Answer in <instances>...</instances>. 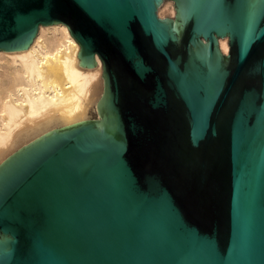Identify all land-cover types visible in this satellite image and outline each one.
<instances>
[{
	"label": "water",
	"instance_id": "1",
	"mask_svg": "<svg viewBox=\"0 0 264 264\" xmlns=\"http://www.w3.org/2000/svg\"><path fill=\"white\" fill-rule=\"evenodd\" d=\"M55 23L103 91L0 163V264H264V0H0V51Z\"/></svg>",
	"mask_w": 264,
	"mask_h": 264
},
{
	"label": "bare ground",
	"instance_id": "2",
	"mask_svg": "<svg viewBox=\"0 0 264 264\" xmlns=\"http://www.w3.org/2000/svg\"><path fill=\"white\" fill-rule=\"evenodd\" d=\"M172 18V1L158 9ZM228 53L227 39H219ZM79 45L63 23L40 25L22 50L0 51V163L49 130L90 118L102 95V67L78 64Z\"/></svg>",
	"mask_w": 264,
	"mask_h": 264
},
{
	"label": "rangeland",
	"instance_id": "3",
	"mask_svg": "<svg viewBox=\"0 0 264 264\" xmlns=\"http://www.w3.org/2000/svg\"><path fill=\"white\" fill-rule=\"evenodd\" d=\"M94 115H95L94 113H93V114H91L90 118L94 117Z\"/></svg>",
	"mask_w": 264,
	"mask_h": 264
}]
</instances>
